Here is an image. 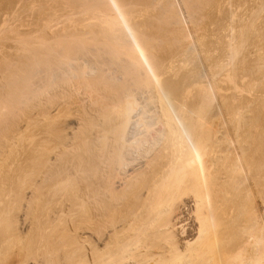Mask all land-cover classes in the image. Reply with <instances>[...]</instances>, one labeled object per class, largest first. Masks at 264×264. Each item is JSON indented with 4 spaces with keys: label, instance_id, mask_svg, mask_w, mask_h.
Listing matches in <instances>:
<instances>
[{
    "label": "bare ground",
    "instance_id": "obj_1",
    "mask_svg": "<svg viewBox=\"0 0 264 264\" xmlns=\"http://www.w3.org/2000/svg\"><path fill=\"white\" fill-rule=\"evenodd\" d=\"M263 12L0 0V264H264Z\"/></svg>",
    "mask_w": 264,
    "mask_h": 264
},
{
    "label": "rangeland",
    "instance_id": "obj_2",
    "mask_svg": "<svg viewBox=\"0 0 264 264\" xmlns=\"http://www.w3.org/2000/svg\"><path fill=\"white\" fill-rule=\"evenodd\" d=\"M257 1H258V0H257ZM255 4H256V3H255ZM263 13H264V12H263ZM258 21H259V20H258ZM260 21H261V20H260ZM260 21H259V22H260ZM234 143H235V142H234ZM234 145H236V144H232V146H234ZM8 258H10V257H8ZM14 259H15L14 256H12L10 259H7V258H6V259H5V262H6L5 264H10V263L14 262V261H15Z\"/></svg>",
    "mask_w": 264,
    "mask_h": 264
}]
</instances>
